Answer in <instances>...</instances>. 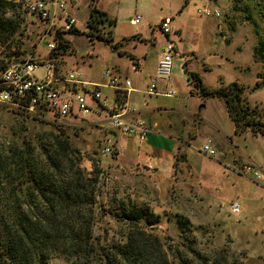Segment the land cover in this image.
I'll list each match as a JSON object with an SVG mask.
<instances>
[{
  "label": "rangeland",
  "instance_id": "obj_1",
  "mask_svg": "<svg viewBox=\"0 0 264 264\" xmlns=\"http://www.w3.org/2000/svg\"><path fill=\"white\" fill-rule=\"evenodd\" d=\"M91 6L104 13L108 20L115 21L113 26L105 24L102 27L99 38L95 37L97 33L86 27ZM203 7L217 8L220 17H199L197 10ZM73 15L76 19L74 33L64 34L61 39L51 34L39 42V32L45 26L21 12L23 22L13 41L0 44V70L14 62L10 57L15 53L18 60L32 57L40 61L49 56L47 43L64 41L71 48V53L56 55L59 74L64 73L66 67L68 72L77 70L85 78L102 85L105 80L101 72L109 69L115 73L117 65L127 67L129 53L137 55V51L145 50L146 65L149 68L153 65L158 52L157 38L165 39L157 26L167 18L171 20L169 39L180 49L181 58L196 62L194 65L199 67L198 76L203 79L204 87L219 88L236 82L243 89V97L250 106L264 107V87L253 89L257 73H264V66L253 59L257 38L253 26L247 24L243 15L231 11L230 0H99L97 3L81 0ZM136 15L141 18L139 25L132 26L130 20ZM200 25L202 28H199ZM172 27H178L181 33ZM88 33H92L93 37H89ZM137 33L145 40L138 46L135 42ZM145 45L146 49H143ZM202 63L209 65L208 68L204 69ZM42 75L43 68L39 67L36 76ZM193 94L197 95L194 91ZM210 100L199 98L198 101L203 107V103ZM41 115L43 118L0 108V143L18 144L23 141L35 147L38 143L47 144L49 139L58 137L65 140L78 155L80 168L89 173L92 163L96 165L99 176L93 238L98 256L110 255L115 246L124 242L126 234L134 230L124 213L147 210L155 218L158 217L159 222L146 226L140 221L137 232L143 231L158 238L168 264H264L262 259L250 258L232 237L238 226L234 223V216L225 210L228 203L221 207L218 204L215 208L220 212L223 224L229 225L227 229L222 221H214L213 215L205 218L197 214V208L190 210V189L182 187L183 183L178 181L183 176L164 182L154 173L137 167L131 158L114 153L103 154L104 147L111 149L115 146L112 136L115 130L104 118L90 113L84 118L52 122L49 114ZM106 137L109 142L105 141ZM238 145L241 149L246 146L241 141ZM177 219L188 221L190 227L181 230ZM99 260L97 258L96 262L89 264H101L102 260ZM49 264L82 263L53 258Z\"/></svg>",
  "mask_w": 264,
  "mask_h": 264
},
{
  "label": "trees",
  "instance_id": "obj_2",
  "mask_svg": "<svg viewBox=\"0 0 264 264\" xmlns=\"http://www.w3.org/2000/svg\"><path fill=\"white\" fill-rule=\"evenodd\" d=\"M230 2L231 11L241 13L253 26L257 38L253 59L264 66V0ZM20 15L18 6L0 0V44L13 41L23 22ZM114 23L94 6L89 9V30L97 33L99 26ZM10 59L17 61L18 54ZM186 73L191 90L199 98L223 101L236 134L249 132L264 137V107L250 106L238 83L212 90L202 85L197 74ZM263 87L264 73L259 71L253 89ZM48 141L35 147L23 141L0 143V264H49L53 258L82 264L97 258L101 264H168L158 238L137 232L140 221L146 226L159 222L147 210L124 213L134 230L110 255L96 254L93 226L99 171L94 163L89 173L80 168V158L65 140L55 137ZM183 163L185 155L179 152L175 169ZM177 224L181 230L190 227L186 220L177 219Z\"/></svg>",
  "mask_w": 264,
  "mask_h": 264
},
{
  "label": "crops",
  "instance_id": "obj_3",
  "mask_svg": "<svg viewBox=\"0 0 264 264\" xmlns=\"http://www.w3.org/2000/svg\"><path fill=\"white\" fill-rule=\"evenodd\" d=\"M215 10L218 11L217 8ZM175 29L181 33L178 27ZM178 32L176 34L180 35ZM141 36L137 33V46L145 43ZM157 39L158 52L150 68L146 65L145 50L137 51V55L129 53L127 67H115L116 75L131 82V90L126 97L132 110L128 119L141 120L149 129L147 139L142 143L122 137L115 130L112 135L115 147H120L122 155L133 159L137 167L154 173L163 181H173L177 176H183L178 181L183 183L182 187L190 189V210L197 208V214L205 218L213 215L214 221H222L221 224L227 229L229 225L223 224L221 214L215 208L218 204L221 207L226 203L229 206L232 201L238 202L241 211L238 216H234L238 228H235L232 237L250 258L264 260V177L255 181L242 171V167L247 164L264 166V137L249 132L236 134L235 126L220 100L211 99V102H204L201 106L198 96L191 90L186 73L199 75V67L194 65L196 62L181 58L180 49L176 46L169 82L156 79V95L147 96L146 87L154 78L156 63L161 58L166 42V38L163 40L159 36ZM186 47L189 48V45ZM143 49H146V45ZM133 62L137 64V72L132 70ZM208 66L202 63L204 69ZM64 69V73L59 74V66L56 65L59 76L68 73V69ZM198 77L204 86L203 79ZM82 79L90 84L101 85L83 75ZM168 85L176 93L175 96H163ZM217 88L210 87L212 90ZM101 92L105 97L112 98V91L107 88L102 86ZM239 141L246 146L241 149ZM204 144L210 146L214 155L209 156L201 151ZM179 152L185 155V163L180 164L177 170L174 162ZM228 206L225 205L227 211Z\"/></svg>",
  "mask_w": 264,
  "mask_h": 264
},
{
  "label": "built area",
  "instance_id": "obj_4",
  "mask_svg": "<svg viewBox=\"0 0 264 264\" xmlns=\"http://www.w3.org/2000/svg\"><path fill=\"white\" fill-rule=\"evenodd\" d=\"M18 6L23 15L32 18L45 27L39 32V42L51 34L57 39L62 35L75 32L76 19L73 15L78 3L81 0H10ZM96 2L97 0H92ZM201 18H219L220 13L208 7L197 10ZM140 16L136 15L130 20L132 26H137ZM171 20L163 19L157 28L166 38L161 58L157 61L154 78L149 81L145 94L156 95L155 80L161 79L169 82L175 55V46L170 39ZM103 28L98 27L97 34ZM46 50L49 56L46 59L37 61L32 57L17 60L0 71V108H5L19 114L30 116H41L49 114L52 122L61 119H78L93 113L106 120L109 126L116 130L122 137L133 138L137 142H145L149 133L146 124L141 120H129L128 114L132 112L129 108L126 97L131 90V82L127 78H120L109 69L101 72L104 84H90L84 82L82 75L77 70L59 76L56 72V55L60 52L71 53V48L64 42L47 43ZM133 72H137V64L132 63ZM39 67L43 68V75L36 76ZM112 91V98L105 97L101 88ZM175 92L169 88L163 94L166 97L175 96ZM106 142L109 139L105 138ZM202 151L209 156L214 151L208 144L204 145ZM103 154L122 155L120 147H104ZM242 171L251 176L255 181L264 177V166L257 167L247 164ZM229 213L238 216L241 206L233 202L228 206Z\"/></svg>",
  "mask_w": 264,
  "mask_h": 264
}]
</instances>
